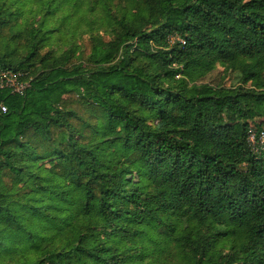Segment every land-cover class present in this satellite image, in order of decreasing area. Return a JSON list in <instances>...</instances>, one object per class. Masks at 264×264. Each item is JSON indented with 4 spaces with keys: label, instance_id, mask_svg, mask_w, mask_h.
<instances>
[{
    "label": "trees",
    "instance_id": "obj_1",
    "mask_svg": "<svg viewBox=\"0 0 264 264\" xmlns=\"http://www.w3.org/2000/svg\"><path fill=\"white\" fill-rule=\"evenodd\" d=\"M124 1L0 0V264H264V0Z\"/></svg>",
    "mask_w": 264,
    "mask_h": 264
},
{
    "label": "rangeland",
    "instance_id": "obj_2",
    "mask_svg": "<svg viewBox=\"0 0 264 264\" xmlns=\"http://www.w3.org/2000/svg\"><path fill=\"white\" fill-rule=\"evenodd\" d=\"M79 2L81 3V7L78 8V15L79 16H83L84 20L82 21V25L81 27H79V31L76 35L73 36L74 34V29H73V24L74 21H72V23L69 25V23L67 24H63L60 26V31L58 32L56 38L54 39V43L56 45V47L60 50H64L66 48L69 47V43L70 41H73V43L77 44L78 46H81L83 41V37L91 34V35H97V34H108L113 30L114 26H115V22L117 21V15L119 14L120 9H123L125 7V1L124 0H118L116 1H112L109 0L107 1L109 3V7L112 11H109L108 7L106 6V8H104L105 14L108 15V21H106V19H102L100 21L101 26L97 25L96 29H93L92 32L89 31V16L88 15H94L95 18H100L102 16H104V12L101 11L103 5V0H79ZM94 4L95 5V10L96 13L94 14H89L88 13V7L90 4ZM102 5V6H101ZM69 12H73V10L75 9L70 7L67 8ZM58 17L60 16V12L57 13ZM111 34V33H110ZM73 36V37H72ZM201 82L203 83H210L213 85H221V86H226V87H230L232 85L236 84V78L232 73H225L224 72V68L222 66H217V69L212 72L211 74H209L206 78H204ZM170 262L169 264H179L176 262L175 259L173 258H169Z\"/></svg>",
    "mask_w": 264,
    "mask_h": 264
},
{
    "label": "built area",
    "instance_id": "obj_3",
    "mask_svg": "<svg viewBox=\"0 0 264 264\" xmlns=\"http://www.w3.org/2000/svg\"><path fill=\"white\" fill-rule=\"evenodd\" d=\"M22 77V73L0 71V89H8L13 95L22 94L29 87V82L22 80ZM0 110L4 113L6 108L1 105ZM247 141L250 149L259 154L264 149V128L250 130Z\"/></svg>",
    "mask_w": 264,
    "mask_h": 264
}]
</instances>
